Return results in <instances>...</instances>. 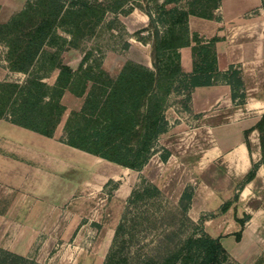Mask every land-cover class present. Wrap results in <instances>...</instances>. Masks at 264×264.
<instances>
[{"label": "trees", "instance_id": "trees-1", "mask_svg": "<svg viewBox=\"0 0 264 264\" xmlns=\"http://www.w3.org/2000/svg\"><path fill=\"white\" fill-rule=\"evenodd\" d=\"M219 1L162 0L155 3L153 10L137 5L148 16V24L137 30L134 38L150 43L152 66L126 60L117 74L111 75L103 68L100 55L92 48H82V39L95 25L103 22L107 13H114V20H117L116 13L122 9L123 0H26L20 10L0 22V46L4 49L5 67L22 74L0 80V118L52 136L65 110L61 95L68 90L75 96H82L83 102L79 109L69 111L60 140L140 171L159 135L170 126L166 110L171 98L175 97L183 109L189 110L194 87L221 81L230 86L233 101L244 102L240 68L230 64L221 71L217 67V37L205 38L188 28L190 14L211 18ZM131 10L129 7L124 12ZM189 45L192 69L187 72L179 68L176 50ZM70 48L82 50L76 68L61 58V52ZM55 68L58 69L55 82L48 84L44 78ZM254 127L259 132L261 158L252 162L238 182L240 187L253 179L259 163L264 164V112ZM247 133L248 130L245 131V144L250 151ZM168 155L169 151L162 147L161 159L165 161ZM108 183H113V188L118 185L112 178L104 186ZM192 194L193 187L187 184L177 201L180 214L186 218H189L187 209ZM163 197L155 183L139 175L126 199V208L133 210L130 219L149 221L151 215L141 208L142 203L157 204L160 212ZM238 197L237 190L231 199L223 202L220 211H226ZM234 218L242 226L248 215L245 219ZM203 219L204 215H201L195 224L196 234L187 235L160 260L145 256L141 264H235L224 261L228 253L219 236L212 237L202 230ZM122 226L123 220L114 229L112 245L103 264H121L117 262L120 258L116 256L114 244ZM234 235L238 240L241 230L235 231ZM0 264L39 263L0 247Z\"/></svg>", "mask_w": 264, "mask_h": 264}, {"label": "crops", "instance_id": "crops-1", "mask_svg": "<svg viewBox=\"0 0 264 264\" xmlns=\"http://www.w3.org/2000/svg\"><path fill=\"white\" fill-rule=\"evenodd\" d=\"M23 3L24 0L8 16L20 10ZM1 9L2 4L0 11ZM144 16L147 17L145 13ZM187 23L190 32H197L205 38L217 37L215 51L218 69L225 70L230 64L238 66L245 88L244 102L239 104L231 99L227 83L220 81L194 87L189 110L179 106L173 116L177 118L176 122L170 121L166 115L171 123L167 131L159 135L157 144L159 142L169 151L167 159H161L156 144L141 168L148 180L164 191L163 185L167 178L157 179L151 175L150 170L154 164L165 166L168 169L165 176L177 177L173 182L182 184L175 196L176 200L184 187L191 184L193 194L187 216L197 221L201 215L211 210H220L223 202L231 199L234 191L238 190L234 186L235 181H240L252 162H258L261 158L259 132L254 126L264 112V0H220L213 17L190 14ZM3 54L4 49L0 51V80L6 74H21L5 67ZM176 57L181 70L191 71L190 45L177 48ZM63 62L69 64L64 60ZM57 73L58 69L51 70L44 80L51 76L52 80L46 82L53 84ZM65 96L77 99L69 111L79 109L82 105V96H75L64 90L61 95L62 103ZM67 115L64 112L61 114L52 136L0 118V215L29 216L28 219L20 217L18 222L20 224L24 220L23 223L29 225L28 230L32 229V216L49 213V194L54 191L55 184L59 192H67L70 167H73L72 171L76 167L85 170L87 157L99 165H102L100 161H104L111 168L110 172L96 169L94 174L97 177L104 175L105 179H113L125 169L133 170L61 141ZM246 130L250 151L245 144ZM54 172L57 173V179H54ZM262 174L264 164L259 163L253 179L238 190V199L226 211H220L216 215L217 223L220 224L218 229L228 230L227 233L221 232L216 236H219L223 246H230L229 250L243 241L251 222L249 219L245 220L237 240L234 232L238 230L239 223L233 217L238 216L237 211H234L235 205L243 197L241 195H248L251 185L258 183ZM132 183L133 180L119 182L116 194L123 186L129 192ZM230 210L231 216L226 223H222L220 220ZM216 217H205L202 221L203 229L206 230L207 223ZM29 245H16L13 249L6 246L2 248L24 255L30 253Z\"/></svg>", "mask_w": 264, "mask_h": 264}, {"label": "rangeland", "instance_id": "rangeland-1", "mask_svg": "<svg viewBox=\"0 0 264 264\" xmlns=\"http://www.w3.org/2000/svg\"><path fill=\"white\" fill-rule=\"evenodd\" d=\"M22 1L0 0L2 4L0 21L6 20L12 9L17 8L20 3L22 4ZM161 1L123 0L122 9L116 13L118 22L114 20V13H107L103 22L95 25L91 33L83 37L82 48H92L96 55H100L103 68L111 75H114L126 60H134L152 66L150 43L142 42L143 44H141L134 38L135 32L148 24V16L145 17L144 12L137 5L153 10L155 3ZM25 2L26 0H24ZM129 7L132 10L125 13L124 10ZM145 33L143 32V34ZM1 50H3V46H0ZM81 55V49L70 48L61 52V58L73 68L77 67ZM6 76L14 78L21 77L22 74L12 73L6 74ZM51 80L50 76L46 81L50 82ZM75 100L77 99L69 96L63 98L66 108L64 115L69 113V108L77 102ZM177 100L175 97L171 98V103L166 111V115L172 122L177 120L176 117L173 118L174 112H177L180 106ZM162 147L158 142L156 149L160 153ZM100 162L102 165L92 162V159L87 157L85 170H79L76 167L72 171L73 167H70L68 193L66 191L65 193L59 192L55 184L54 191L49 194V196L51 195L49 197V213L32 216L31 230L27 228L29 225L26 226L23 223L24 220L20 221V224L18 223L20 217L28 219L29 216L0 215V247L6 246L13 249L16 245L25 244L28 246L30 244V253L24 254V256L35 259L39 264H103L112 245L114 229L118 222L123 220L122 230L114 244V250L117 251L116 256L120 258V261L117 262L141 264L145 256H152L156 260H160L168 249L187 235L198 232L195 225L198 219L192 224V219L180 214L177 208L178 200L175 199V196L182 184L173 182L177 177L165 176L168 171L165 166L154 164L155 166L150 170L151 175L155 178H167V180L163 185L164 191L161 190L164 197L160 201V212L156 208L157 204L142 203L143 207L141 208L151 215V219L146 221L143 218L130 219L133 210L126 208V199L130 191L127 192L123 186L116 194L118 185L116 188H113V183L104 186L108 178L105 179L104 175L95 176L94 173L98 168H101L103 172L111 170L106 165L107 163ZM53 174L54 179H57V173ZM139 175L146 177L141 170L136 172L125 169L113 179L118 183L123 180L124 182L133 180L132 188L138 182ZM63 177L66 179L65 176ZM258 180V183L251 185L248 195H241L243 197L235 205L234 211H237L238 217L245 219V215H248L247 219L251 222L249 221L250 226L238 246L230 248V250V246L228 248L224 246L228 253L224 259L226 262L264 264V174ZM238 182L239 180L235 181L234 186L239 190L241 187ZM62 194L64 195L61 196ZM219 212L218 208L214 211L211 210L204 215V218L216 217ZM231 212L230 210L228 215H225L220 221L226 223ZM124 214L125 216H123ZM219 227L220 224L217 223L216 217L207 223L206 230L202 225V230L214 237H217L216 235L221 232H228L227 229L220 231ZM237 228L241 230L244 228V224Z\"/></svg>", "mask_w": 264, "mask_h": 264}]
</instances>
